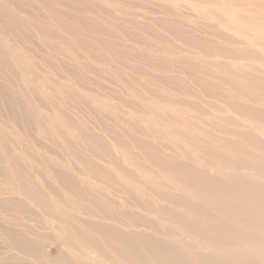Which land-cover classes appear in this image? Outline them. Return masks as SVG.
<instances>
[{
  "label": "rangeland",
  "instance_id": "obj_1",
  "mask_svg": "<svg viewBox=\"0 0 264 264\" xmlns=\"http://www.w3.org/2000/svg\"><path fill=\"white\" fill-rule=\"evenodd\" d=\"M254 3L0 0V264H264Z\"/></svg>",
  "mask_w": 264,
  "mask_h": 264
},
{
  "label": "bare ground",
  "instance_id": "obj_2",
  "mask_svg": "<svg viewBox=\"0 0 264 264\" xmlns=\"http://www.w3.org/2000/svg\"><path fill=\"white\" fill-rule=\"evenodd\" d=\"M252 5H254L255 7L259 9L264 10V0H255V3ZM5 179L7 180V182H5L7 187L9 188L16 187L17 191L19 190V193L21 195L25 196L26 199H29L32 202L36 203L43 211V215L45 216V218H48V220L50 218H56V217L58 220L62 219V215L61 214L57 215L56 212L51 209L48 202L44 201L43 199L44 196L41 197L39 194L34 192L33 186L31 182L29 181V179L24 180V178L20 176H17L16 178L10 177V179L6 176ZM64 222L65 224H62V225L60 224L59 227H55V230L57 229L59 232L69 235L71 237L70 239L72 240V242L74 241L76 242V244L80 242L81 244L85 246V248L92 247L93 250L94 249L97 250L98 249L97 247L99 245V243L96 241L97 238L96 236H94L93 233H98L101 229L105 231V234L108 235L109 238L117 234V231H115L113 228L108 227L105 229V228H101L100 226H92V225H88L86 223L80 222L79 220H75V219H65ZM102 233L104 234V232ZM72 237L74 239H72Z\"/></svg>",
  "mask_w": 264,
  "mask_h": 264
}]
</instances>
